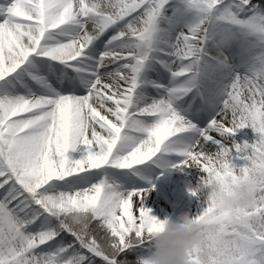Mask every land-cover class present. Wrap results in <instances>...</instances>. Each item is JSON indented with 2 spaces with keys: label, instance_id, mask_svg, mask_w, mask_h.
Listing matches in <instances>:
<instances>
[{
  "label": "snow or ice",
  "instance_id": "snow-or-ice-1",
  "mask_svg": "<svg viewBox=\"0 0 264 264\" xmlns=\"http://www.w3.org/2000/svg\"><path fill=\"white\" fill-rule=\"evenodd\" d=\"M157 167L250 192L191 216L264 264V0H0V264H148Z\"/></svg>",
  "mask_w": 264,
  "mask_h": 264
},
{
  "label": "clouds",
  "instance_id": "clouds-1",
  "mask_svg": "<svg viewBox=\"0 0 264 264\" xmlns=\"http://www.w3.org/2000/svg\"><path fill=\"white\" fill-rule=\"evenodd\" d=\"M233 39L234 34L225 31L219 34L218 43L227 47ZM196 187L197 191L206 190L211 197L226 200L239 208L251 207L255 203L253 195L242 188L226 191L204 179ZM150 239L148 264H209L211 253L202 246L200 224L187 212L165 216L162 226L153 231ZM196 250L199 254L193 262L190 253Z\"/></svg>",
  "mask_w": 264,
  "mask_h": 264
},
{
  "label": "rangeland",
  "instance_id": "rangeland-1",
  "mask_svg": "<svg viewBox=\"0 0 264 264\" xmlns=\"http://www.w3.org/2000/svg\"><path fill=\"white\" fill-rule=\"evenodd\" d=\"M151 179L155 187L145 201L150 214L163 220L167 215L178 216L181 211L190 215L195 211L196 198L189 189L199 183L200 173L196 169L169 167L165 170L157 167Z\"/></svg>",
  "mask_w": 264,
  "mask_h": 264
}]
</instances>
